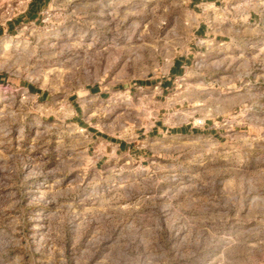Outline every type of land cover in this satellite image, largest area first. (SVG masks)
<instances>
[{
	"label": "rangeland",
	"instance_id": "rangeland-1",
	"mask_svg": "<svg viewBox=\"0 0 264 264\" xmlns=\"http://www.w3.org/2000/svg\"><path fill=\"white\" fill-rule=\"evenodd\" d=\"M0 264H264V0H0Z\"/></svg>",
	"mask_w": 264,
	"mask_h": 264
},
{
	"label": "crops",
	"instance_id": "crops-1",
	"mask_svg": "<svg viewBox=\"0 0 264 264\" xmlns=\"http://www.w3.org/2000/svg\"><path fill=\"white\" fill-rule=\"evenodd\" d=\"M202 29H204V28L198 29V32H201ZM183 65H184V64L181 63L180 60H178L177 63L174 64V67L172 68V70H173L174 72H176V71L180 70V69L183 67Z\"/></svg>",
	"mask_w": 264,
	"mask_h": 264
},
{
	"label": "trees",
	"instance_id": "trees-1",
	"mask_svg": "<svg viewBox=\"0 0 264 264\" xmlns=\"http://www.w3.org/2000/svg\"><path fill=\"white\" fill-rule=\"evenodd\" d=\"M177 61H178V60H176L175 64L177 63ZM182 129H184V128H182Z\"/></svg>",
	"mask_w": 264,
	"mask_h": 264
}]
</instances>
